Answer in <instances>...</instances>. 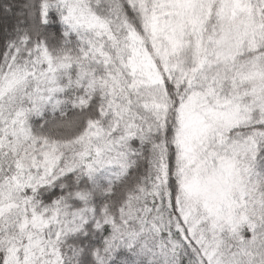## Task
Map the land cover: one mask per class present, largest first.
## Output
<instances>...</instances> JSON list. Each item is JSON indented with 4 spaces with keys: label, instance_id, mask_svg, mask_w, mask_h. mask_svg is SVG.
<instances>
[{
    "label": "snow or ice",
    "instance_id": "obj_1",
    "mask_svg": "<svg viewBox=\"0 0 264 264\" xmlns=\"http://www.w3.org/2000/svg\"><path fill=\"white\" fill-rule=\"evenodd\" d=\"M0 264H264V0H0Z\"/></svg>",
    "mask_w": 264,
    "mask_h": 264
}]
</instances>
